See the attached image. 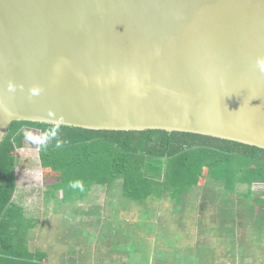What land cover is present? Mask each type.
Wrapping results in <instances>:
<instances>
[{
    "label": "water",
    "instance_id": "water-1",
    "mask_svg": "<svg viewBox=\"0 0 264 264\" xmlns=\"http://www.w3.org/2000/svg\"><path fill=\"white\" fill-rule=\"evenodd\" d=\"M13 122L264 149V0H0V145Z\"/></svg>",
    "mask_w": 264,
    "mask_h": 264
},
{
    "label": "crops",
    "instance_id": "crops-1",
    "mask_svg": "<svg viewBox=\"0 0 264 264\" xmlns=\"http://www.w3.org/2000/svg\"><path fill=\"white\" fill-rule=\"evenodd\" d=\"M29 165L34 175L20 165L16 168L13 204L24 210L21 224L30 229L28 249L36 262L264 264V211L250 205L248 213V202L240 203L238 195L232 197L236 201L231 200L230 208H224L221 196L210 194L209 199L199 191H205L206 184L221 189L207 179L180 204L167 196L139 202L127 198L122 179L92 187L83 184V190L59 188L57 174L43 168L40 151L39 162ZM45 171L56 178L38 179ZM32 186L41 187L37 201L29 194ZM260 197L264 199V193Z\"/></svg>",
    "mask_w": 264,
    "mask_h": 264
},
{
    "label": "trees",
    "instance_id": "trees-1",
    "mask_svg": "<svg viewBox=\"0 0 264 264\" xmlns=\"http://www.w3.org/2000/svg\"><path fill=\"white\" fill-rule=\"evenodd\" d=\"M33 131L40 132L42 166L57 174L59 188L80 189L83 184L92 187L122 179L131 200L167 196L180 204L196 184L207 179L221 187L218 196L224 208H230L232 197L238 195L240 203L248 202L244 209L248 213L250 205L264 211L260 197L264 189L257 188L264 186V149L259 146L193 132L13 122L0 145V264H41L29 253L30 229L21 224L24 210L13 204L15 152L26 146L27 134Z\"/></svg>",
    "mask_w": 264,
    "mask_h": 264
},
{
    "label": "rangeland",
    "instance_id": "rangeland-1",
    "mask_svg": "<svg viewBox=\"0 0 264 264\" xmlns=\"http://www.w3.org/2000/svg\"><path fill=\"white\" fill-rule=\"evenodd\" d=\"M30 130L31 129H29V131ZM39 139H40V132L39 131L29 132L27 134V138H26V146H24V148L18 149L15 152V158L17 159L18 165H20L18 167L23 168L25 170V172H29V173L32 172L31 173L32 175H34L33 174L34 169H32V168L28 169L26 165L30 164L29 166L33 167V164H36L39 162V147H38ZM37 171L38 170L36 169L35 172L37 173ZM37 175H38V179L39 178L43 179V177H44V179L47 181L54 180V178H56V176L49 171H45L43 173V175H42V173L37 174ZM23 188L27 189L26 186H23ZM257 188H259L261 190V189H264V186H263V188H261V187H257ZM29 190H30L29 194L33 197L34 200L37 201V198L42 193L41 187L36 188L35 186H32ZM199 191L203 194H205V192H206V195L208 198H209L210 194L219 195L222 193V191L219 187H213V185H208V184H206L205 191H203L201 189ZM225 195H228L230 197L229 194H226V192L223 191V196H225ZM208 198H206L207 203L210 201V200H208Z\"/></svg>",
    "mask_w": 264,
    "mask_h": 264
}]
</instances>
